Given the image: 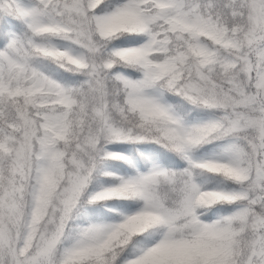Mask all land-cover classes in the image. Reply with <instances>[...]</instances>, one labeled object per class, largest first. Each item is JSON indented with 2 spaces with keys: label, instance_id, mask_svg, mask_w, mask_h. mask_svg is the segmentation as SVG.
<instances>
[{
  "label": "snow or ice",
  "instance_id": "snow-or-ice-1",
  "mask_svg": "<svg viewBox=\"0 0 264 264\" xmlns=\"http://www.w3.org/2000/svg\"><path fill=\"white\" fill-rule=\"evenodd\" d=\"M0 264H264V0H0Z\"/></svg>",
  "mask_w": 264,
  "mask_h": 264
}]
</instances>
